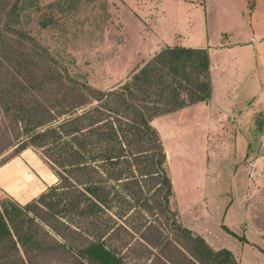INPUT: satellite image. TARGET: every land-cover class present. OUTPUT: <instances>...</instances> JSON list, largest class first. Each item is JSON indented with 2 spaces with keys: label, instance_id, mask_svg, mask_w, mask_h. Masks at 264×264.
<instances>
[{
  "label": "trees",
  "instance_id": "1",
  "mask_svg": "<svg viewBox=\"0 0 264 264\" xmlns=\"http://www.w3.org/2000/svg\"><path fill=\"white\" fill-rule=\"evenodd\" d=\"M22 1L0 0V155L12 150L0 167L34 149L58 184L26 205L0 199V264H132L121 251L137 247L151 264H239L178 220L151 125L209 102L207 50L163 49L119 87L100 91L30 45L19 26Z\"/></svg>",
  "mask_w": 264,
  "mask_h": 264
},
{
  "label": "rangeland",
  "instance_id": "2",
  "mask_svg": "<svg viewBox=\"0 0 264 264\" xmlns=\"http://www.w3.org/2000/svg\"><path fill=\"white\" fill-rule=\"evenodd\" d=\"M131 1L23 0L19 26L32 38L30 45L45 48L70 79L107 92L144 64L131 61V54L148 36L131 19L135 10ZM149 1L155 11L182 5L176 0ZM255 64L263 83L262 51ZM261 86L244 119L224 120L212 127L211 135L206 132L208 127L201 126L197 134L174 136L164 142L169 154L166 168L174 185L171 207L177 213L179 208L184 219L182 222L178 213L181 224L194 226L215 247L254 260L263 257L262 250L251 247L245 239L264 249V232L255 226H264V83ZM11 151L0 155V164ZM5 195L11 197L0 191V199H6ZM170 225L171 220L165 226L169 237ZM121 255L132 264L152 262L139 247L136 252L123 249Z\"/></svg>",
  "mask_w": 264,
  "mask_h": 264
},
{
  "label": "crops",
  "instance_id": "3",
  "mask_svg": "<svg viewBox=\"0 0 264 264\" xmlns=\"http://www.w3.org/2000/svg\"><path fill=\"white\" fill-rule=\"evenodd\" d=\"M161 1L157 0L158 3ZM261 2L176 0V4L182 3L180 7H160L155 11L157 8H152L149 0L131 1L135 8L131 19L139 30L148 32L147 42L131 54L132 62L146 64L163 49L174 47L204 49L209 55V102L186 106L151 122L165 148L166 164L169 160L166 139L197 134L201 126L208 127L206 132L211 135L212 127L222 125L224 120L244 119L245 111L254 104L264 83L258 79L259 66L255 64L260 52L264 53V7ZM20 155L0 167V191L26 205L49 187L57 185L58 179L33 149ZM172 186L174 189L173 181ZM178 213L184 222L179 208ZM184 225L203 237L214 250L227 249L213 246L201 231ZM255 226L260 233L264 232V226ZM245 242L262 250L263 257L258 260L251 256L238 257L230 250L239 264H264V249L247 238Z\"/></svg>",
  "mask_w": 264,
  "mask_h": 264
}]
</instances>
